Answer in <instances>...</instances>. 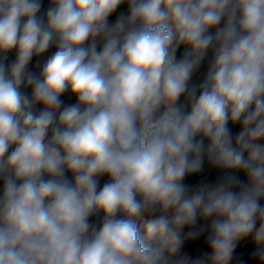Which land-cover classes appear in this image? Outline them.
<instances>
[{
	"label": "clouds",
	"instance_id": "obj_1",
	"mask_svg": "<svg viewBox=\"0 0 264 264\" xmlns=\"http://www.w3.org/2000/svg\"><path fill=\"white\" fill-rule=\"evenodd\" d=\"M241 242L264 264V0H0V264Z\"/></svg>",
	"mask_w": 264,
	"mask_h": 264
},
{
	"label": "crops",
	"instance_id": "obj_2",
	"mask_svg": "<svg viewBox=\"0 0 264 264\" xmlns=\"http://www.w3.org/2000/svg\"><path fill=\"white\" fill-rule=\"evenodd\" d=\"M49 3V0H44V7L47 8ZM114 19V17H113ZM55 49L50 50L54 51ZM182 52V50H181ZM50 54V53H49ZM180 52L177 54V58H179ZM11 58V57H10ZM33 64H35V59L33 60ZM206 71V63L204 66L201 67L200 72L197 74V77H195V80H201L203 78V73ZM65 99L66 103L74 102V98L72 100H69L67 94L63 97ZM216 173L212 170H210L207 165L205 166V172L201 174L200 176H192L186 178V183L193 184L196 183L199 179H204L208 181H213L216 177ZM103 183V180H101V184ZM198 247V245H197ZM252 251V248L250 247V242H241V244L238 246L236 250V256L239 257L241 261H243V264H251V261L249 260L250 252ZM236 264V262H234Z\"/></svg>",
	"mask_w": 264,
	"mask_h": 264
},
{
	"label": "rangeland",
	"instance_id": "obj_3",
	"mask_svg": "<svg viewBox=\"0 0 264 264\" xmlns=\"http://www.w3.org/2000/svg\"><path fill=\"white\" fill-rule=\"evenodd\" d=\"M148 217L146 216V217H144V219H147Z\"/></svg>",
	"mask_w": 264,
	"mask_h": 264
}]
</instances>
